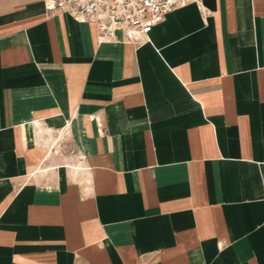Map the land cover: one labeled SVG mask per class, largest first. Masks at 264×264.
I'll use <instances>...</instances> for the list:
<instances>
[{"label":"crops","instance_id":"1","mask_svg":"<svg viewBox=\"0 0 264 264\" xmlns=\"http://www.w3.org/2000/svg\"><path fill=\"white\" fill-rule=\"evenodd\" d=\"M0 264H264V0L140 43L0 0Z\"/></svg>","mask_w":264,"mask_h":264},{"label":"built area","instance_id":"2","mask_svg":"<svg viewBox=\"0 0 264 264\" xmlns=\"http://www.w3.org/2000/svg\"><path fill=\"white\" fill-rule=\"evenodd\" d=\"M197 0H44L50 14L67 13L82 22H93L99 39L115 37L123 30L125 39L150 41V32L167 14Z\"/></svg>","mask_w":264,"mask_h":264}]
</instances>
